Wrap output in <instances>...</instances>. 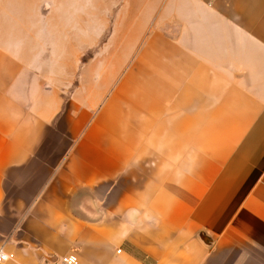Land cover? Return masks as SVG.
Wrapping results in <instances>:
<instances>
[{
  "label": "crops",
  "instance_id": "1",
  "mask_svg": "<svg viewBox=\"0 0 264 264\" xmlns=\"http://www.w3.org/2000/svg\"><path fill=\"white\" fill-rule=\"evenodd\" d=\"M168 4L137 48L0 0L5 264H264V0Z\"/></svg>",
  "mask_w": 264,
  "mask_h": 264
},
{
  "label": "rangeland",
  "instance_id": "2",
  "mask_svg": "<svg viewBox=\"0 0 264 264\" xmlns=\"http://www.w3.org/2000/svg\"><path fill=\"white\" fill-rule=\"evenodd\" d=\"M173 1L5 0L7 29L15 32L16 21L24 18V21L35 22L23 26L26 32L87 33L89 37L102 34L105 46L108 43L112 46L110 39L114 38L120 47L128 35H134L136 43L140 41L138 48L143 47L148 36L163 23V16L174 13L168 4ZM95 51V48L90 49L87 56L95 55Z\"/></svg>",
  "mask_w": 264,
  "mask_h": 264
},
{
  "label": "built area",
  "instance_id": "3",
  "mask_svg": "<svg viewBox=\"0 0 264 264\" xmlns=\"http://www.w3.org/2000/svg\"><path fill=\"white\" fill-rule=\"evenodd\" d=\"M13 257L3 248L0 246V264H5L9 262ZM58 264H79V259L76 255H67L60 259Z\"/></svg>",
  "mask_w": 264,
  "mask_h": 264
}]
</instances>
